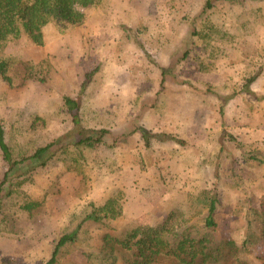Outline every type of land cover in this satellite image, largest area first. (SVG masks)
<instances>
[{
	"label": "rangeland",
	"instance_id": "1",
	"mask_svg": "<svg viewBox=\"0 0 264 264\" xmlns=\"http://www.w3.org/2000/svg\"><path fill=\"white\" fill-rule=\"evenodd\" d=\"M213 1L203 14L204 0H102L79 23H48L42 44L27 36L1 43L12 83L0 78V124L14 155L58 144L44 165L29 159L7 173L0 264L44 263L89 203L111 196L122 205L114 228L85 221L57 264H100L104 233L157 224L173 209L183 213L176 231L190 226L196 237L205 231L202 191L217 197L212 238L230 242L223 264L261 262L264 230L254 210L264 195V95L246 81L264 75V0ZM209 22L233 34V43L214 51L194 37L184 57L191 28L205 31ZM77 94L81 128L107 132L74 161L78 150L69 145L79 126L62 98ZM6 170L0 153V181ZM26 201L41 204L28 213ZM148 264L190 263L161 254Z\"/></svg>",
	"mask_w": 264,
	"mask_h": 264
},
{
	"label": "trees",
	"instance_id": "2",
	"mask_svg": "<svg viewBox=\"0 0 264 264\" xmlns=\"http://www.w3.org/2000/svg\"><path fill=\"white\" fill-rule=\"evenodd\" d=\"M102 0H0V45L8 39L19 36H27L34 44L43 43V27L52 21H63L66 23H79L83 20L85 9L100 3ZM235 1V0H228ZM214 6L213 0H204L201 13L206 14L207 10H211ZM200 13V14H201ZM205 23V19L201 20ZM193 40L191 46L185 50L184 57H187L191 49L195 46L194 37L201 40V45L204 47L212 46V50L218 51L219 44L222 42L232 44L234 35L227 33L219 28L216 22L206 23V30L191 28ZM142 48V46H141ZM143 49V48H142ZM207 51L206 48H204ZM147 57L151 59L150 54L145 50ZM208 55L212 57V51ZM201 69H206L200 64ZM210 67H207V69ZM164 74V71H161ZM90 77L87 74L86 80ZM0 78L12 83V77L9 75L8 58L0 55ZM255 78V75L249 77L246 85ZM82 82V87L85 86ZM63 105L66 107L72 124L79 126L69 146L74 147L72 151H77L76 155L69 156L70 159L77 161L78 156L84 157L82 150L91 148L102 141L103 135L107 132L105 128L97 130H83L80 126V109L81 96L64 95L62 98ZM145 145L149 146L150 141L147 136ZM57 139H52L43 146L35 147L30 154H21L15 156L11 146L8 144L5 136V129L0 124V153L3 160L7 164L2 180L0 181V190L2 184L7 179V173L16 165L23 164L29 159H38L39 164L44 165L48 159L53 157L54 150L52 148L58 144ZM224 150L221 146L220 152ZM69 147L65 146L61 150L63 153H68ZM68 155V154H67ZM219 157V156H218ZM253 158L254 156H250ZM81 165L73 164L72 168L79 173ZM205 194L203 202L205 203V212L201 216L203 220L202 227L204 232L198 231V236L190 235L189 228L177 232L176 225L179 223L177 219H183L181 210L168 211L163 220L154 225L138 224L124 232H116L113 234L106 232L101 237V242L104 247L101 250V263L105 264H148L155 259L156 255L170 254L179 261H186L190 264H223L228 257L225 247L230 243L228 240H216L212 238L215 219L213 213L216 209L217 197L214 194H206L202 191L201 195ZM209 195V196H206ZM3 196H0L2 198ZM27 202V201H26ZM41 203L27 202L24 208L28 213H32L35 207ZM89 208L85 210L80 222L69 231H64L56 240L49 258L42 264H57V257L60 254L61 248L66 244L73 242L78 236V231L85 221L99 222L107 224L109 228H114L112 223L122 215V205L119 203L116 196L108 197L102 204L96 206L89 203ZM202 212V207L199 210ZM255 213L260 218L262 230H264V195H262L258 207L255 208ZM207 228V229H205ZM129 254L133 258H127L124 255ZM188 260H186L187 258ZM223 257V259H222ZM199 260H195V259ZM100 263V264H101ZM236 264H255L245 260L238 259ZM259 264H264V257Z\"/></svg>",
	"mask_w": 264,
	"mask_h": 264
},
{
	"label": "crops",
	"instance_id": "3",
	"mask_svg": "<svg viewBox=\"0 0 264 264\" xmlns=\"http://www.w3.org/2000/svg\"><path fill=\"white\" fill-rule=\"evenodd\" d=\"M262 81H264V75L260 73L249 83V91L255 95H264V84H260Z\"/></svg>",
	"mask_w": 264,
	"mask_h": 264
}]
</instances>
